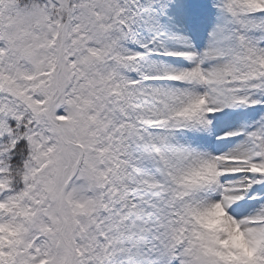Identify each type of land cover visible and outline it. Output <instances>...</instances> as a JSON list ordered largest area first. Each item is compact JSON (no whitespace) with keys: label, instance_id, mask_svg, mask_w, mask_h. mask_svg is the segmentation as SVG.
I'll return each mask as SVG.
<instances>
[{"label":"snow or ice","instance_id":"6c2138e0","mask_svg":"<svg viewBox=\"0 0 264 264\" xmlns=\"http://www.w3.org/2000/svg\"><path fill=\"white\" fill-rule=\"evenodd\" d=\"M0 264H264V0H0Z\"/></svg>","mask_w":264,"mask_h":264}]
</instances>
